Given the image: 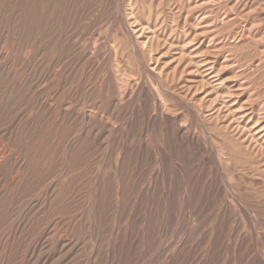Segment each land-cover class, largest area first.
<instances>
[{
    "label": "rangeland",
    "instance_id": "obj_1",
    "mask_svg": "<svg viewBox=\"0 0 264 264\" xmlns=\"http://www.w3.org/2000/svg\"><path fill=\"white\" fill-rule=\"evenodd\" d=\"M0 264H264V0H0Z\"/></svg>",
    "mask_w": 264,
    "mask_h": 264
}]
</instances>
